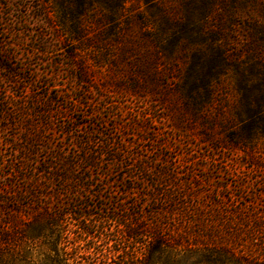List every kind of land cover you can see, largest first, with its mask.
Returning a JSON list of instances; mask_svg holds the SVG:
<instances>
[{"label":"rangeland","instance_id":"374dc122","mask_svg":"<svg viewBox=\"0 0 264 264\" xmlns=\"http://www.w3.org/2000/svg\"><path fill=\"white\" fill-rule=\"evenodd\" d=\"M0 209L35 263L264 264V0H0Z\"/></svg>","mask_w":264,"mask_h":264},{"label":"trees","instance_id":"16d2710c","mask_svg":"<svg viewBox=\"0 0 264 264\" xmlns=\"http://www.w3.org/2000/svg\"><path fill=\"white\" fill-rule=\"evenodd\" d=\"M244 128L247 129L248 126H245ZM13 217L12 214H6V217H4L5 220H7L5 223V227L4 229H0V244L2 245V248H4L2 249L3 251L0 250V264H51V261L52 264H81L80 261H78L79 257L71 258L68 257L65 253L60 255L57 252H55L54 256H51L50 258L45 256L41 262L38 263L33 262L31 260L33 256V251H32L33 247L21 246L19 245V242L18 243L16 242V240H18L17 238L18 235L21 238V239L19 238V241L21 242L29 241L30 244L35 246V243L33 242L35 235L32 234V232H34L35 225H33V223L31 224V222H27L25 223L23 227L24 230L22 231L21 228H17V225L13 224L12 221ZM50 222L46 224L49 225L50 227L58 228L59 224L57 223V221L53 220ZM136 229H126L125 237L129 238L133 234L137 235L138 233H140V229L139 228ZM58 232L59 230L56 229V233ZM146 238L148 240L146 246L147 247L146 260L152 263L155 260L161 258L163 260H166V262L170 264L182 263L181 262L182 259L180 258L175 260V258H177V254L174 253L171 246L163 239V236L160 235L159 233H156L155 230H151L150 232H147ZM13 242L17 243L16 246L9 247V245H11V243ZM111 252H112L111 250H108L107 253L101 252L99 257L94 258L96 261L95 264H114L112 262L114 256ZM203 256L210 257L212 258V260L218 261V263H223L226 260H228L229 262L234 261L233 259L234 257L232 256V254H229V252H227L225 249H218V250L210 249L209 251H207V253L202 254V257ZM71 260L74 262H71Z\"/></svg>","mask_w":264,"mask_h":264}]
</instances>
